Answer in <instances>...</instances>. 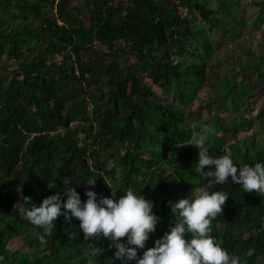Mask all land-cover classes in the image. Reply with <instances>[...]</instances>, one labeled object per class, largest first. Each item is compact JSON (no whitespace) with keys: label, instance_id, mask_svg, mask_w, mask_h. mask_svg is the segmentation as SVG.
Returning <instances> with one entry per match:
<instances>
[{"label":"trees","instance_id":"trees-1","mask_svg":"<svg viewBox=\"0 0 264 264\" xmlns=\"http://www.w3.org/2000/svg\"><path fill=\"white\" fill-rule=\"evenodd\" d=\"M211 1L0 0V264H120L107 237L91 238L104 249L92 254L76 218L58 216L51 234L32 225L20 211L26 197L39 204L69 183L82 200L89 188L97 199L111 195L110 185L120 188L117 197L138 190L161 217L150 247L177 220L171 204L214 179L195 170L198 148L186 142L202 126L200 113L186 108L207 81L215 50L245 19L237 15L239 0H216L217 7ZM260 6L251 23L257 29L264 0ZM4 57L16 67L4 66ZM263 67L253 56L251 66L232 71L233 89L229 74L216 75L222 85L211 96L215 113L231 109L244 120L241 107L252 111L257 90L251 85L242 100L236 77L247 81ZM237 117L215 114L210 154H230L239 166L264 161V134L236 140L226 152L218 134L235 138L250 125ZM256 118L264 120V103ZM217 189L228 198L212 219V235L239 264H264V193L245 191L230 176ZM15 238L30 250H11Z\"/></svg>","mask_w":264,"mask_h":264},{"label":"clouds","instance_id":"clouds-1","mask_svg":"<svg viewBox=\"0 0 264 264\" xmlns=\"http://www.w3.org/2000/svg\"><path fill=\"white\" fill-rule=\"evenodd\" d=\"M215 128L203 124L194 140L186 143L198 148L195 170L205 177H213L206 185L198 186L191 196H181L171 204V211L177 220L169 225V230L154 239L153 246L145 247L150 234L156 231L161 217L153 211L154 201L144 194L127 188L117 197L118 187H111V195L99 196L93 189H86V200L72 187L71 183L42 199L32 203L30 197L20 211L27 221L43 227L52 233L56 218L63 215L66 222L79 220V227L89 240L94 256L104 249L98 247L94 239L107 237L109 248H114L113 256L120 264H239L238 259L216 241L212 235V219L223 211L228 193L212 190L215 184L237 182L245 191L264 193V161L255 164H236L230 154L212 155L209 143ZM206 166H214V169ZM94 184L95 179H87ZM66 197V199H64ZM126 237L125 240L120 238ZM40 239L43 241L44 236ZM142 254H138L139 250ZM3 257H0L2 260Z\"/></svg>","mask_w":264,"mask_h":264},{"label":"rangeland","instance_id":"rangeland-1","mask_svg":"<svg viewBox=\"0 0 264 264\" xmlns=\"http://www.w3.org/2000/svg\"><path fill=\"white\" fill-rule=\"evenodd\" d=\"M76 0H74L75 2ZM241 11L237 14L239 18L245 19L243 26L239 27L240 30L236 31L237 35L233 40H223L220 49L215 50L213 58L209 62V75L207 81L203 84L202 89L198 92L196 99L186 108L187 112L198 114L200 113V121L198 123L202 126L206 124L212 125V120L214 119L215 114H219L222 120H228L229 122L233 119L234 116L237 117L239 112L236 114L231 109L227 111L219 110L217 113L215 108H212L210 105L211 96L215 90H218L222 85L220 82L217 84L215 82L216 75L219 78H222L229 74L231 80L230 83L233 84L232 89L234 88V76L230 74L232 71H241L246 66H251L253 64V56L264 59V23L260 28H253L252 21L257 19L258 14H260L261 6L260 2L262 0H239ZM213 7L218 6L216 0L211 1ZM51 17H55L54 13L51 14ZM208 26V25H207ZM215 39L219 38L220 32L218 29H213L209 32ZM5 64L9 70L16 67V64L9 59H5ZM128 63H133L135 60L130 58L127 61ZM257 73L259 75H257ZM257 73H251L247 81L242 80V76L239 75L236 77L238 80V89L240 93L243 94L242 100L247 98L252 93V86L257 90L252 95V98L249 101L251 112H247L245 109L247 105L241 107V112H244V120L241 117H237V122H250L249 128L246 131L239 132L237 136L228 137L223 133H219L218 136L224 140V146L227 153H229L228 146L236 140L250 139V138H259L264 134V120L256 118L262 104L264 103V67L259 69ZM262 74V76H260ZM262 77V78H261ZM146 82L151 85L152 89L156 91L162 98L169 97L165 92L161 91L157 86L151 84L148 80ZM241 82V83H240ZM235 90V89H234ZM233 90L230 91V93ZM171 98V97H169ZM193 124V123H192ZM262 129V132L259 130ZM194 138V137H192ZM193 140V139H191ZM108 164L112 165V162L109 161ZM8 246L11 250H22L29 251L30 249L27 246L23 245V240L20 238L12 239Z\"/></svg>","mask_w":264,"mask_h":264}]
</instances>
